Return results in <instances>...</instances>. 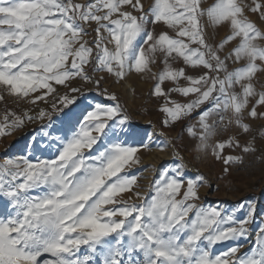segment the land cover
<instances>
[{"label": "snow or ice", "instance_id": "6c2138e0", "mask_svg": "<svg viewBox=\"0 0 264 264\" xmlns=\"http://www.w3.org/2000/svg\"><path fill=\"white\" fill-rule=\"evenodd\" d=\"M205 3L0 0V90L32 104L55 96L52 112L60 114L55 127L52 113L43 109L11 122L6 115L0 125L2 136L25 118L47 119L49 130L33 139L28 152L55 149L35 162L22 156L0 164V264H264V219L247 252L238 254L236 244L212 254L217 244L253 235L255 207L237 219L243 204L230 213L198 206L204 178L188 177L181 157L160 169L150 196L134 193L141 203L125 200L123 194L137 185L129 172L139 163L138 153L152 145L129 142L128 117L115 94L101 93L115 102L111 105L68 95L80 91L70 87L75 79L99 88L105 76L93 81L89 65L92 73L117 82L132 72L150 75L155 81L150 94L165 100L164 125L196 113V123L184 131L199 141L198 150L211 148L225 173L243 165L246 156L264 155L251 135V122L264 120V86L258 90L256 83L264 77V29L246 15L264 22V3ZM219 26L228 33L209 43L207 29ZM88 28L95 33L91 42L84 39ZM158 57L163 68L153 73ZM173 62L184 67L174 68ZM187 68L201 72L189 75ZM166 82L173 87L165 90ZM58 86L67 91L60 95ZM172 93L194 98L181 104L171 100ZM228 132L233 134L208 143ZM260 136L264 140V132ZM156 147L165 150L163 143ZM225 149L240 154L225 155Z\"/></svg>", "mask_w": 264, "mask_h": 264}, {"label": "rangeland", "instance_id": "374dc122", "mask_svg": "<svg viewBox=\"0 0 264 264\" xmlns=\"http://www.w3.org/2000/svg\"><path fill=\"white\" fill-rule=\"evenodd\" d=\"M77 3H86L75 0ZM250 2V0H245ZM264 3V0H260ZM145 5L151 3V0H144ZM213 3V0H206L205 6ZM248 18L257 25V27L264 29V22L258 19V16L251 13H246ZM93 28L95 25L92 26ZM156 32H160L162 29L159 25L155 26ZM87 31L90 35L84 37L85 40L91 42L95 36L92 28H88ZM229 29L224 26L217 28L209 27L207 29L208 42L212 44L219 43L228 33ZM230 66L234 67V65ZM174 68L184 67L182 62H173ZM163 68V65L158 57L157 63L151 66L153 73H159ZM87 71L92 75L93 81L99 79L101 75L105 76V79L101 81L99 88L93 82H85L80 79H75L70 82V87L79 88V92L73 94L68 92V95H75L78 98V102L83 100L84 103L101 102L111 105L112 102L105 98L103 93L105 90L108 94H115L124 103L128 114V123L126 125V131L129 133V142L139 143L142 139L145 143L152 145L151 150L143 149L138 153L139 163L133 167L129 175H135L137 177V185L133 187L132 192L124 193L123 197L128 200L130 204H139L141 201L136 199L134 193L139 192L142 196H150L151 186L153 180L158 176L160 169L163 166L171 165L176 157L182 158V167L185 169L188 177H203V182L198 187L199 200L196 201L198 206L202 207H216L222 212L230 213L236 210L238 205H245L242 211L236 212L237 219H242L247 214L249 206L255 207V224L252 225V233L248 239H239L236 241H228L226 243H220L215 245L211 251L213 255L223 254L229 249V247L236 244L241 245L240 252L243 254L247 252L254 244V233L256 225L260 224L264 219V155L261 152H256L253 155L245 157L243 165H232L228 172H224V165L222 162L216 160L212 153L211 148L201 151L197 146L199 141L187 135L184 129L188 125L196 123L193 113L192 118L182 119L175 124L166 127L163 123L165 120V114L160 111L164 106L165 100L163 97L157 98L151 95L153 85L155 81L150 75H138L135 72L128 74L125 80L117 82L114 77H107L106 74L92 73L91 65L87 67ZM186 72L189 75H199L200 69L187 68ZM129 83L133 89V96H130V90L128 88ZM185 82L180 81L183 85ZM257 89L264 86V77H261L257 82ZM165 90L173 87L170 82H166L163 85ZM67 89L63 86H58V93L63 95ZM87 98V99H85ZM194 97H184L177 93H172L171 100L184 104ZM55 101V96H50L47 102H39L32 104L29 102L27 109L21 111L15 116H8L9 122L16 117H24L27 113L29 116L35 117L38 112L43 109L52 113L53 126H58L56 122L60 118V114L52 112V104ZM67 111V109H65ZM216 117L210 118V123L215 120ZM48 120L24 119L23 124L15 129H8L10 134L0 136V164H3L5 160L18 159L22 156H26L28 159L35 162L37 157L49 158L55 151H44L29 154L28 149L32 145L34 138H43L44 132L48 131V128L44 126L48 125ZM252 123V133L256 137V146H264V140L261 139L260 133L264 132V120L254 121ZM156 131V132H155ZM159 131V132H158ZM153 133L156 139L150 138V134ZM233 133L218 134L208 143L215 144L218 140L226 139ZM251 137H243V139H250ZM47 141H45L46 143ZM163 143L165 150H159L156 145ZM171 149V151H170ZM162 153H165L163 158L160 157ZM239 155V149L232 151L231 149H225V155ZM171 155V156H169ZM153 158H161L156 162Z\"/></svg>", "mask_w": 264, "mask_h": 264}, {"label": "built area", "instance_id": "2783aa9c", "mask_svg": "<svg viewBox=\"0 0 264 264\" xmlns=\"http://www.w3.org/2000/svg\"><path fill=\"white\" fill-rule=\"evenodd\" d=\"M0 97H3L0 99V125L3 124L6 115L15 116L27 109L29 104L28 100L10 96L2 90H0Z\"/></svg>", "mask_w": 264, "mask_h": 264}, {"label": "bare ground", "instance_id": "6f19581e", "mask_svg": "<svg viewBox=\"0 0 264 264\" xmlns=\"http://www.w3.org/2000/svg\"><path fill=\"white\" fill-rule=\"evenodd\" d=\"M78 1H81V2H85L86 0H78ZM128 84V88H129V90H130V96L132 95L133 96V89H132V86L129 84V83H127ZM156 132V131H155ZM159 132V131H158ZM150 134V138H151V136H152V138H154V139H156V136L153 134V133H149ZM170 151H171V149H170ZM165 153H162L161 154V156L160 157H164L165 155H164ZM169 156H171V155H169ZM166 157V156H165ZM153 160L154 161H156V162H158V161H160L161 160V158H153ZM0 163H1V161H0Z\"/></svg>", "mask_w": 264, "mask_h": 264}, {"label": "trees", "instance_id": "16d2710c", "mask_svg": "<svg viewBox=\"0 0 264 264\" xmlns=\"http://www.w3.org/2000/svg\"><path fill=\"white\" fill-rule=\"evenodd\" d=\"M117 98H118V103H119L120 106H121V109L124 111V113L128 114V111H127V109H126L124 103H122V101L120 100L119 97H117ZM110 101H111V100H110ZM112 102H114V101H112Z\"/></svg>", "mask_w": 264, "mask_h": 264}]
</instances>
